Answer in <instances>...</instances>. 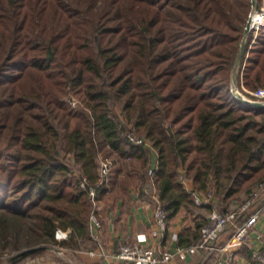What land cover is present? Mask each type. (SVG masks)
<instances>
[{
    "label": "trees",
    "instance_id": "trees-1",
    "mask_svg": "<svg viewBox=\"0 0 264 264\" xmlns=\"http://www.w3.org/2000/svg\"><path fill=\"white\" fill-rule=\"evenodd\" d=\"M251 6L0 0V256L50 244L96 248L89 185L110 154L136 166L141 185L153 182L152 207H163L168 221L181 209L203 214L179 237L181 247L200 240L214 210L225 212L263 181L264 106L232 91ZM261 22L238 69L239 87L249 91L264 85ZM98 190L99 199L105 185ZM209 192L210 204L195 203V193ZM57 228L69 229L68 238L58 241ZM236 252L262 264L246 244Z\"/></svg>",
    "mask_w": 264,
    "mask_h": 264
},
{
    "label": "built area",
    "instance_id": "built-area-1",
    "mask_svg": "<svg viewBox=\"0 0 264 264\" xmlns=\"http://www.w3.org/2000/svg\"><path fill=\"white\" fill-rule=\"evenodd\" d=\"M242 88L243 85L241 84ZM245 89V88H244ZM251 97L248 99L260 101L264 99V87L249 91ZM247 98V97H246ZM263 102V101H262ZM69 103L75 107L77 100L70 99ZM126 136L137 143H144L142 137L133 132L126 133ZM113 161L109 157H101L99 180L94 185H89V198L92 203L90 212V233L97 247L88 249L89 256H100L110 258L115 264H175V256L183 252L196 251L198 260L196 264L205 263L211 256L210 264H239L237 261V250L246 244L252 252V257L264 264V250L254 247L252 241H248L250 234L255 232V238L260 240L262 234L256 231V225L260 213L263 211L261 204L264 203V180L258 183L250 192L242 195L240 200L231 201L227 210L221 213L214 210L208 221L203 225L200 232V240L186 247L179 245L173 248L162 247L155 249L146 247L138 241L123 242L114 253H108L103 246L101 238L102 224L97 215L98 189L106 185L110 179ZM87 180L83 177L81 186L86 187ZM212 192L205 195L194 194V201L197 205L210 204ZM154 225L151 234L154 237L162 238L168 222V213L157 206L153 210ZM70 230L57 228L55 238L57 240L67 239ZM63 248L59 249L62 250ZM68 251H71L68 249Z\"/></svg>",
    "mask_w": 264,
    "mask_h": 264
},
{
    "label": "crops",
    "instance_id": "crops-1",
    "mask_svg": "<svg viewBox=\"0 0 264 264\" xmlns=\"http://www.w3.org/2000/svg\"><path fill=\"white\" fill-rule=\"evenodd\" d=\"M149 157L150 167L154 168L157 164V153L152 148L149 151ZM114 161L110 179L105 185L106 192L100 196L97 204V215L102 224L101 238L104 249L108 253H114L121 243L128 241H138L146 247L150 246L155 249L177 246L179 237L186 234L189 229L194 228L192 224L189 225L184 221L185 214L189 213L181 209L169 219L162 238L152 236L154 208L151 203L157 201V188L150 179L143 185L140 184L136 166L128 167L127 162L117 158H114ZM118 167L120 169L117 172ZM188 183L186 182V185L189 188L191 183ZM256 231L263 233L262 238L257 240L255 232H252L248 241H252L255 248L264 250V210L260 213ZM87 250L83 248L72 249L71 264H115L110 258L89 256ZM197 258L196 251L183 252L176 255L173 262L175 264H196ZM237 261L239 264H249L247 259L239 255ZM25 264L64 263L42 255Z\"/></svg>",
    "mask_w": 264,
    "mask_h": 264
},
{
    "label": "rangeland",
    "instance_id": "rangeland-1",
    "mask_svg": "<svg viewBox=\"0 0 264 264\" xmlns=\"http://www.w3.org/2000/svg\"><path fill=\"white\" fill-rule=\"evenodd\" d=\"M260 0H257V6H256V10L257 11H260V12H262V18H263V16H264V0H261V4H260V2H259ZM260 5V6H259ZM253 11V7L251 6V10H250V12H249V16H250V14H251V12ZM249 16H248V18H249ZM262 18H261V21H262ZM260 21V24H259V26L256 28V29H253L252 31H254L253 32V38H255V35H256V33H257V31H258V29H259V27H260V25H261V22ZM251 44H252V42H251ZM241 87V88H240ZM240 87H239V84H238V82H236V84L233 86L232 85V89H233V91L235 92V91H237V92H239V93H241L244 97H247V98H249V97H251V98H253L252 96H251V94H247L246 92H248L249 93V90H246V89H244V86H243V88H242V86L240 85ZM260 87H264V85L263 86H260ZM233 92V93H234ZM259 100H261V102L262 103H264V99H259ZM115 111L117 112V114L119 115V116H121L122 114V110H121V108L119 107V106H115ZM121 119V118H120ZM123 119V118H122ZM137 135V134H136ZM138 136V135H137ZM101 154L103 155L104 153L103 152H101ZM101 155V156H102ZM113 162H115L114 161V158L116 157V155L115 154H110L109 156H108ZM118 159V158H117ZM111 176V175H110ZM182 177H184V176H182ZM187 182V181H186ZM187 184H189L188 182H187ZM191 185V184H190ZM191 187V186H190ZM217 201V200H216ZM261 207H262V210H264V203L263 204H261L260 205ZM218 209V208H217ZM219 211V210H218ZM200 212V211H199ZM199 212H194V213H189V214H185V217H184V221L187 223V224H189V225H193L194 226V224H195V222H194V220L196 221V220H199L200 218L198 217V216H200V217H203L202 215L203 214H199ZM263 236V235H262ZM59 241H61V240H59ZM46 246H48V248H46V249H44V250H42V252H39V253H36V254H32V255H29V256H27V257H25V258H23V259H21L18 263H16V264H25L26 262H28L29 260H31V259H34V258H37V257H40V256H48V257H50V258H52V259H55V260H59L60 262H63L64 264H71V261H72V256H71V252L72 251H68V249H73V248H71V247H66V246H63V245H60V244H50V245H46ZM29 248V247H28ZM61 248H63L62 250H59V249H61ZM23 249H26V248H22L21 250H23ZM84 249V248H83ZM20 250V251H21ZM20 251H14V252H10V251H8V252H6V253H4L2 256H0V264H7L8 263V259L12 256V255H14V254H16V253H18V252H20ZM213 260V258L210 260V262ZM209 262V263H210Z\"/></svg>",
    "mask_w": 264,
    "mask_h": 264
},
{
    "label": "water",
    "instance_id": "water-1",
    "mask_svg": "<svg viewBox=\"0 0 264 264\" xmlns=\"http://www.w3.org/2000/svg\"><path fill=\"white\" fill-rule=\"evenodd\" d=\"M252 2V7L255 9L257 6V0H251ZM251 22H250V16L247 20L246 26H245V30H244V35H243V39L240 45V49L238 51L237 57H236V61L234 64V68H233V76H232V85L234 86L237 82V75H238V69L241 63V60L243 58V55L245 53V49H246V43H247V37L249 32L251 31ZM253 42V41H252ZM233 91V89H232ZM234 92V91H233ZM234 94L241 99L243 102L250 104V105H254V106H264V103L260 102V101H255V100H251L248 99L246 97H244L241 93L235 91ZM48 248V246L46 245H40V246H35V247H30V248H26L21 250L20 252L12 255L9 259H8V263L7 264H15L17 261L33 254L36 253L38 251L44 250Z\"/></svg>",
    "mask_w": 264,
    "mask_h": 264
},
{
    "label": "bare ground",
    "instance_id": "bare-ground-1",
    "mask_svg": "<svg viewBox=\"0 0 264 264\" xmlns=\"http://www.w3.org/2000/svg\"><path fill=\"white\" fill-rule=\"evenodd\" d=\"M262 12L257 11L256 8H253V11L250 14V22H251V30L256 29L261 21L262 18ZM246 57V56H245ZM99 201V200H98ZM263 234V233H262ZM254 238V237H253ZM255 239V238H254ZM59 241V240H58Z\"/></svg>",
    "mask_w": 264,
    "mask_h": 264
}]
</instances>
